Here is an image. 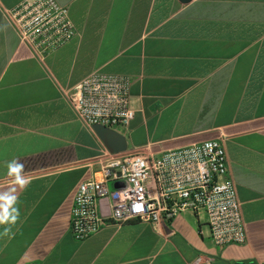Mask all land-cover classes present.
Returning <instances> with one entry per match:
<instances>
[{
    "label": "crops",
    "instance_id": "1",
    "mask_svg": "<svg viewBox=\"0 0 264 264\" xmlns=\"http://www.w3.org/2000/svg\"><path fill=\"white\" fill-rule=\"evenodd\" d=\"M23 1L0 0V194L14 189L18 212L0 223V264H264V0H57L77 35L41 59L6 19ZM93 72L131 79L128 150L224 140L246 245L216 247L205 213L73 239L76 189L103 144L65 92Z\"/></svg>",
    "mask_w": 264,
    "mask_h": 264
},
{
    "label": "built area",
    "instance_id": "2",
    "mask_svg": "<svg viewBox=\"0 0 264 264\" xmlns=\"http://www.w3.org/2000/svg\"><path fill=\"white\" fill-rule=\"evenodd\" d=\"M6 19L40 59L77 35L68 7L57 0H24L6 11ZM65 94L89 128L102 125L127 137L135 117L130 77L93 72ZM101 152L99 168L90 169L76 189L69 224L74 240L85 241L109 225L141 221L160 230L180 215L205 213L216 247L247 244L242 204L223 139L160 153L145 148L113 155L104 145ZM117 183L124 187L115 188Z\"/></svg>",
    "mask_w": 264,
    "mask_h": 264
},
{
    "label": "clouds",
    "instance_id": "3",
    "mask_svg": "<svg viewBox=\"0 0 264 264\" xmlns=\"http://www.w3.org/2000/svg\"><path fill=\"white\" fill-rule=\"evenodd\" d=\"M23 169V165L16 162V160H12L7 165V174L9 176L14 177L15 183L20 186H23L26 181L21 176V172ZM14 189L11 192L0 194V223L5 221L14 223L18 212L15 207H12V211L9 212V208L15 204L16 197L14 194ZM8 229H5L4 234H7Z\"/></svg>",
    "mask_w": 264,
    "mask_h": 264
},
{
    "label": "water",
    "instance_id": "4",
    "mask_svg": "<svg viewBox=\"0 0 264 264\" xmlns=\"http://www.w3.org/2000/svg\"><path fill=\"white\" fill-rule=\"evenodd\" d=\"M191 0H180L182 3H188ZM92 131L96 134L98 139L107 149L110 154L116 155L128 151L127 138L105 126L94 125ZM124 187L123 183L115 184V188Z\"/></svg>",
    "mask_w": 264,
    "mask_h": 264
}]
</instances>
